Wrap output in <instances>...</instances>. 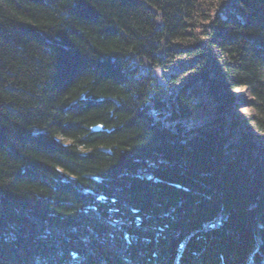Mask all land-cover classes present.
Returning <instances> with one entry per match:
<instances>
[{"label": "trees", "instance_id": "16d2710c", "mask_svg": "<svg viewBox=\"0 0 264 264\" xmlns=\"http://www.w3.org/2000/svg\"><path fill=\"white\" fill-rule=\"evenodd\" d=\"M177 261L264 264V0H0V264Z\"/></svg>", "mask_w": 264, "mask_h": 264}, {"label": "rangeland", "instance_id": "374dc122", "mask_svg": "<svg viewBox=\"0 0 264 264\" xmlns=\"http://www.w3.org/2000/svg\"><path fill=\"white\" fill-rule=\"evenodd\" d=\"M234 94L239 95L242 99L246 98V94L244 90H235Z\"/></svg>", "mask_w": 264, "mask_h": 264}, {"label": "bare ground", "instance_id": "6f19581e", "mask_svg": "<svg viewBox=\"0 0 264 264\" xmlns=\"http://www.w3.org/2000/svg\"><path fill=\"white\" fill-rule=\"evenodd\" d=\"M218 215H219V212L217 211V212L214 214L213 217L218 216ZM221 219H224V217L221 216ZM185 240H186V237L182 238V239L180 240L179 244L185 242ZM174 264H179V263H178V261H177V262H175Z\"/></svg>", "mask_w": 264, "mask_h": 264}, {"label": "water", "instance_id": "95a60500", "mask_svg": "<svg viewBox=\"0 0 264 264\" xmlns=\"http://www.w3.org/2000/svg\"><path fill=\"white\" fill-rule=\"evenodd\" d=\"M98 129H99L98 127H97V128H94V130H96V131H97Z\"/></svg>", "mask_w": 264, "mask_h": 264}]
</instances>
